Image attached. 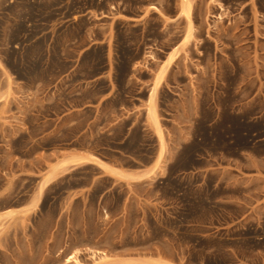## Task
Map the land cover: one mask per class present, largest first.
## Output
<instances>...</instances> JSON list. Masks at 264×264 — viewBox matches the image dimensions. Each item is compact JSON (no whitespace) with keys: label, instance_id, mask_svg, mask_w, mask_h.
Listing matches in <instances>:
<instances>
[{"label":"rangeland","instance_id":"374dc122","mask_svg":"<svg viewBox=\"0 0 264 264\" xmlns=\"http://www.w3.org/2000/svg\"><path fill=\"white\" fill-rule=\"evenodd\" d=\"M193 4L188 42L179 0H0V264H264V0ZM72 154L142 176L69 164L29 209Z\"/></svg>","mask_w":264,"mask_h":264},{"label":"bare ground","instance_id":"6f19581e","mask_svg":"<svg viewBox=\"0 0 264 264\" xmlns=\"http://www.w3.org/2000/svg\"><path fill=\"white\" fill-rule=\"evenodd\" d=\"M193 3L194 0H179L180 14L185 16V18L187 19V30H186L185 39L188 42L194 37L196 30L192 19L193 11H194ZM175 49L169 53L166 62L156 72L151 90L146 100L147 102L146 115L150 123L154 126L157 133V137L159 139L160 148L157 156L158 163L166 153V146H165L164 132L161 125V119L156 102V92L158 88L164 83L167 70L177 56ZM86 161L97 162L103 167L105 172L110 173L111 175H114L117 178L134 180L142 176V175H137L135 173L125 172L124 170H121L115 166L105 163L99 157H96L94 155L90 156L84 154H72L64 160L63 165L60 163V164L52 165L47 168V171L43 175V178L41 180V183L38 187L36 194H34L33 198L31 199L29 209L35 208L36 206L39 205L45 188L49 186L52 181L58 178L60 174L63 173L67 168H70L68 167L69 164L79 165ZM155 172L156 171L154 170V173ZM92 256L94 257L95 264H131L132 263V261L130 260L112 261L110 260V255L106 253L104 250H100V249H93ZM71 259L77 260V257L71 256L67 258L66 262H70ZM144 264H172V263L164 259L153 258V259L145 260Z\"/></svg>","mask_w":264,"mask_h":264}]
</instances>
